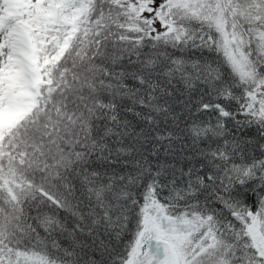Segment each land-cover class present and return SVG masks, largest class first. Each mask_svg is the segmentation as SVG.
I'll return each mask as SVG.
<instances>
[{"label": "snow or ice", "instance_id": "6c2138e0", "mask_svg": "<svg viewBox=\"0 0 264 264\" xmlns=\"http://www.w3.org/2000/svg\"><path fill=\"white\" fill-rule=\"evenodd\" d=\"M0 264H264V0H0Z\"/></svg>", "mask_w": 264, "mask_h": 264}]
</instances>
